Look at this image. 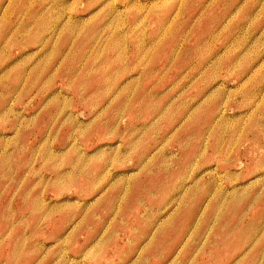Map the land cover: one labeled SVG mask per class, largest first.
Returning <instances> with one entry per match:
<instances>
[{"label": "rangeland", "instance_id": "obj_1", "mask_svg": "<svg viewBox=\"0 0 264 264\" xmlns=\"http://www.w3.org/2000/svg\"><path fill=\"white\" fill-rule=\"evenodd\" d=\"M0 264H264V0H0Z\"/></svg>", "mask_w": 264, "mask_h": 264}, {"label": "crops", "instance_id": "obj_2", "mask_svg": "<svg viewBox=\"0 0 264 264\" xmlns=\"http://www.w3.org/2000/svg\"><path fill=\"white\" fill-rule=\"evenodd\" d=\"M260 210V208L258 209V211ZM248 238H250V237H247V239ZM238 239H239V237H238ZM237 239V240H238ZM246 240V238H241V239H239L237 242H239V241H241L242 243L244 242ZM242 247H243V244H242ZM243 249V248H242ZM240 252V251H239ZM239 252H238V254H239Z\"/></svg>", "mask_w": 264, "mask_h": 264}, {"label": "bare ground", "instance_id": "obj_3", "mask_svg": "<svg viewBox=\"0 0 264 264\" xmlns=\"http://www.w3.org/2000/svg\"><path fill=\"white\" fill-rule=\"evenodd\" d=\"M149 1H151V0H149ZM76 21V20H75ZM124 46V45H123ZM260 100V99H259ZM189 117V116H188ZM188 117H186V119H188ZM169 121V120H168Z\"/></svg>", "mask_w": 264, "mask_h": 264}]
</instances>
